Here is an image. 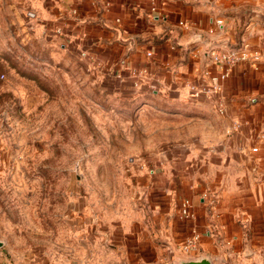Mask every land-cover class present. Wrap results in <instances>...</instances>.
<instances>
[{"label": "crops", "instance_id": "1", "mask_svg": "<svg viewBox=\"0 0 264 264\" xmlns=\"http://www.w3.org/2000/svg\"><path fill=\"white\" fill-rule=\"evenodd\" d=\"M44 17L95 87L163 122L132 164L131 206L93 227L79 262L264 264V59L233 64L217 93L191 97L188 88L220 71L209 42L264 47V0H48ZM129 68L146 71L140 88ZM185 198L193 217L180 215ZM193 232L197 247L185 253Z\"/></svg>", "mask_w": 264, "mask_h": 264}, {"label": "rangeland", "instance_id": "2", "mask_svg": "<svg viewBox=\"0 0 264 264\" xmlns=\"http://www.w3.org/2000/svg\"><path fill=\"white\" fill-rule=\"evenodd\" d=\"M47 1L0 0V264H82L93 227L131 206L142 147L161 138L162 121L94 86L46 26ZM103 261L87 264H116Z\"/></svg>", "mask_w": 264, "mask_h": 264}, {"label": "built area", "instance_id": "3", "mask_svg": "<svg viewBox=\"0 0 264 264\" xmlns=\"http://www.w3.org/2000/svg\"><path fill=\"white\" fill-rule=\"evenodd\" d=\"M215 24L221 26V19H216ZM213 32L214 28H209L207 30L208 34ZM54 33L56 35L61 34L62 28H55ZM205 54L208 56L210 61L220 69V71L217 75L211 76L210 83L208 84H202L199 86L189 84L188 88L191 97L219 92L221 90V82L228 76L230 67L237 62H249L251 64H256L257 62L263 60L264 47H253L245 41L231 44L225 41H214L207 44ZM147 55H150V52H147ZM128 73L132 79L133 88H140L142 80H144L146 76V71L144 69L129 68ZM148 88L155 90V83L149 82ZM218 111L220 113L224 111L221 104L218 107ZM180 215L182 217H193V213L190 211V202L186 198L181 201ZM198 239L199 235L196 232H193L180 244L179 249L185 253L195 250Z\"/></svg>", "mask_w": 264, "mask_h": 264}, {"label": "water", "instance_id": "4", "mask_svg": "<svg viewBox=\"0 0 264 264\" xmlns=\"http://www.w3.org/2000/svg\"><path fill=\"white\" fill-rule=\"evenodd\" d=\"M184 257L185 258L182 260L170 257L165 264H210V262L207 259L202 258V256L190 257L185 255Z\"/></svg>", "mask_w": 264, "mask_h": 264}]
</instances>
